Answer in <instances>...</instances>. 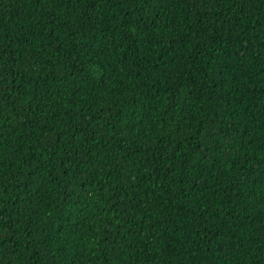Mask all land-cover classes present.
<instances>
[{"label": "trees", "instance_id": "1", "mask_svg": "<svg viewBox=\"0 0 264 264\" xmlns=\"http://www.w3.org/2000/svg\"><path fill=\"white\" fill-rule=\"evenodd\" d=\"M0 264H264V0H0Z\"/></svg>", "mask_w": 264, "mask_h": 264}]
</instances>
